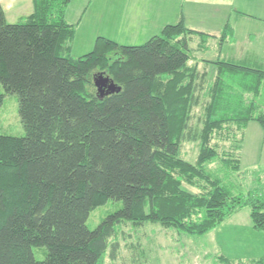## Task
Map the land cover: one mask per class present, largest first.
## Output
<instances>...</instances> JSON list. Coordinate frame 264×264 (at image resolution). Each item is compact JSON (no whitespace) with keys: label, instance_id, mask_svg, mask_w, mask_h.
<instances>
[{"label":"trees","instance_id":"1","mask_svg":"<svg viewBox=\"0 0 264 264\" xmlns=\"http://www.w3.org/2000/svg\"><path fill=\"white\" fill-rule=\"evenodd\" d=\"M69 2L32 0L14 22L0 5V83L17 95L24 128L0 134V264H103L126 220L202 234L247 206L264 231V190L233 193L227 184L247 122L264 127V68L222 58L199 66L190 40L201 31L182 16L141 43L97 35L73 56ZM98 73L120 88L99 92ZM199 103L197 127L190 120ZM184 140L198 141L194 161L180 155ZM108 198L121 205L89 228V211ZM33 245L46 247L42 259ZM218 256L222 264L264 261V251Z\"/></svg>","mask_w":264,"mask_h":264},{"label":"rangeland","instance_id":"2","mask_svg":"<svg viewBox=\"0 0 264 264\" xmlns=\"http://www.w3.org/2000/svg\"><path fill=\"white\" fill-rule=\"evenodd\" d=\"M104 1L108 3L112 2V0H91L84 9L83 0H71L70 6H67V18L75 24V32L71 41V54L73 56H78L91 50L97 32L101 33L99 35L111 32L117 36L120 42H124L123 44H132L125 43L130 40H140L141 37L138 35L135 37L137 39L130 38L132 35L130 37L122 35V32L118 28L119 23L114 28H109V26H112L117 21L121 23L124 19V22L131 21L139 27L142 22H146V25H149L154 22H161L162 20H173V17L164 18L167 10L158 8L160 0H151L148 5L145 4L144 0H120V5L124 2L132 11H137L135 18L131 16L134 19H129L126 15L120 19H118L117 15L107 17L108 13L105 9L100 11L102 7L100 9L97 8L101 4L104 6ZM115 3L117 4V1ZM140 7H145V10L141 9L140 11ZM146 8L148 9L147 11ZM145 15L148 18L147 20H144ZM208 41L211 44V48L208 51H200L199 53L203 57L213 58L218 51L217 49L216 52L213 51L215 42L210 41V39ZM191 45H195V41ZM218 54H220V58H224L223 56L226 58L227 53L225 47ZM236 84L241 85V83ZM0 93L3 94L0 104V134L22 135L24 128L18 112L17 95L15 93H5L1 83ZM262 94L264 96V88ZM204 99L202 97V100ZM193 111L194 115L190 123L198 127V116L201 114L202 104L195 105ZM197 148V140H184L181 145L180 155L188 161H194L197 155ZM228 177L227 184L233 193L245 194L248 191L254 192L256 190H262L264 184V160L253 165L245 163L239 170L231 171ZM185 186L190 190L195 189L187 184ZM120 205V200L108 198L103 204L95 206L89 211L86 218L87 226L93 228L103 217L119 208ZM241 207H238L241 208L239 213L240 215H245L247 206ZM120 225L114 237L110 238V241L117 242L116 254L114 257H111L109 249L107 248L103 256V264H222L219 260V253L228 257L223 251L218 252L219 249L213 237L214 230L202 234H189L178 232L174 228L163 227L158 222L151 221L132 224L131 221L126 220L122 221ZM228 251L230 254L229 247ZM32 252L36 259H42L45 256L46 247L44 245H33Z\"/></svg>","mask_w":264,"mask_h":264},{"label":"crops","instance_id":"3","mask_svg":"<svg viewBox=\"0 0 264 264\" xmlns=\"http://www.w3.org/2000/svg\"><path fill=\"white\" fill-rule=\"evenodd\" d=\"M88 1L83 0L84 9L91 0ZM144 1L147 5L151 2V0ZM104 3V6L101 4L97 8L102 7L100 11L105 9L108 13L107 17L117 15L120 19L126 15L129 19H134L136 16L137 11H132L124 2L120 5V0H112L110 3L104 1ZM0 5L3 8L5 20L8 22L19 20L33 9L32 0H0ZM158 8L167 10L164 18L173 17V20H162L149 25L142 22L139 23L138 27L136 23L124 22V19H121V23L117 21L112 26H108L114 28L119 23L118 28L122 35L129 37L132 35L130 38L134 39H137L135 37L138 35L141 37L140 40L144 41L150 35L158 32L165 23L176 21L182 16L188 27L202 32H195L190 40L191 55L193 59L200 61L199 66L205 65L204 60L201 59L220 58L218 53L225 47L227 56L226 58L223 56L222 59L249 63L264 68V0H160ZM141 9L145 10V7H140V11ZM148 9L146 8V11ZM67 13L68 9L65 16L70 21L67 18ZM147 19L145 15L144 20ZM226 23L231 27L229 33L224 31ZM99 34L101 33L97 32V35ZM102 34L120 42L117 36L111 32ZM209 39L215 42L213 51L216 52V49L218 51L213 58L203 57L199 53L200 51H208L211 48ZM140 40L138 41L141 42ZM138 41L130 40L125 43L136 44L139 43ZM194 41L195 45H191ZM262 160H264V127L256 120H249L244 130L240 167L245 163L253 165ZM263 190L264 184L260 191ZM241 208L235 209L211 230H214L213 237L219 249L218 252L223 251L232 259L246 260L263 254L264 231L253 227L248 207L245 209V215H240ZM228 247L231 251L230 254L228 253ZM261 264H264V261Z\"/></svg>","mask_w":264,"mask_h":264},{"label":"water","instance_id":"4","mask_svg":"<svg viewBox=\"0 0 264 264\" xmlns=\"http://www.w3.org/2000/svg\"><path fill=\"white\" fill-rule=\"evenodd\" d=\"M94 84L97 87L99 92H103L105 89V92L113 91L115 89H119L120 87L117 86L114 81L109 78L104 73H98L94 76Z\"/></svg>","mask_w":264,"mask_h":264}]
</instances>
